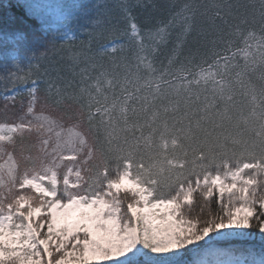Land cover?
Wrapping results in <instances>:
<instances>
[{"label": "snow or ice", "instance_id": "obj_1", "mask_svg": "<svg viewBox=\"0 0 264 264\" xmlns=\"http://www.w3.org/2000/svg\"><path fill=\"white\" fill-rule=\"evenodd\" d=\"M136 6L96 52L92 22L73 79L31 62L5 78L30 86L11 120L19 93L5 96L0 124V264H129L141 249L153 264H264V248L204 254L264 240V0H171L143 29Z\"/></svg>", "mask_w": 264, "mask_h": 264}, {"label": "trees", "instance_id": "obj_2", "mask_svg": "<svg viewBox=\"0 0 264 264\" xmlns=\"http://www.w3.org/2000/svg\"><path fill=\"white\" fill-rule=\"evenodd\" d=\"M182 3L183 0H176ZM198 3H208L209 0H197ZM231 3H251L253 0H229ZM258 3V0H255ZM137 5L132 8L138 27L141 29L152 27L160 19H167L169 15V3L171 0H0V98L12 92H18L17 100L28 98L24 88L30 86L16 84L15 87L8 84L5 89L6 77L11 72L27 71L29 63H43L45 67H55L59 75L65 79H73V69L68 57L73 51L81 47V41L90 39L89 32L93 31V21H100L95 28V34L91 37V49L98 51L112 40L110 20H120V29L127 27V20L121 6L123 4ZM67 14L73 16L71 23L59 31L60 21L58 16ZM47 26L48 28H44ZM69 29L74 33L72 40H64L62 36ZM210 25L206 17L199 19L196 31L189 37L188 47L197 48L204 37L201 30H209ZM130 31V29H129ZM179 31V27L176 28ZM117 38H120L117 34ZM64 45V47H61ZM44 54V60L36 58ZM20 57V68L17 69L14 61ZM28 57H33V60ZM79 67H83L81 64ZM79 67L75 69L79 71ZM56 75V73H52ZM76 80L79 76L75 77ZM43 89V84L41 85ZM41 91V95H43ZM253 236L246 240H233L221 242L224 249L232 251L229 245L241 248H253L257 251L264 248V240L256 230ZM203 243V242H202ZM211 249V248H210ZM207 249L205 252H207ZM191 252H185V259L191 261ZM145 264V263H142Z\"/></svg>", "mask_w": 264, "mask_h": 264}, {"label": "rangeland", "instance_id": "obj_3", "mask_svg": "<svg viewBox=\"0 0 264 264\" xmlns=\"http://www.w3.org/2000/svg\"><path fill=\"white\" fill-rule=\"evenodd\" d=\"M47 28V26H46ZM26 89L21 90V92H25ZM13 93H18L16 92H12L10 94H8L9 96L13 95ZM28 98L23 99V101H27ZM20 102L21 100H17V95L15 96V111H9V119H13L15 116H18L20 114ZM9 105V108H12V104L13 101L11 100H5V96H3L2 98H0V124L5 123V121L3 120V111H4V107L5 104ZM229 252H231L230 250L224 249L222 245L216 246L215 248H211L209 249L207 252H205V255H226ZM130 256L134 255V260H129V264H135V261H138L139 264L145 263V264H153L152 261V253L148 250V249H141L138 252H135L134 254H129ZM188 261V260H186ZM188 264H190V261H188Z\"/></svg>", "mask_w": 264, "mask_h": 264}]
</instances>
